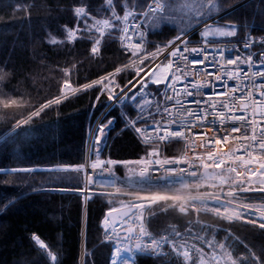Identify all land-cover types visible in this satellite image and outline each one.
Listing matches in <instances>:
<instances>
[{
    "label": "snow or ice",
    "instance_id": "snow-or-ice-1",
    "mask_svg": "<svg viewBox=\"0 0 264 264\" xmlns=\"http://www.w3.org/2000/svg\"><path fill=\"white\" fill-rule=\"evenodd\" d=\"M10 7L28 24L34 10L56 21L33 43L57 60L33 52V70L12 52L0 57V153L58 116L65 101L90 97L89 111L99 106L103 115L94 117L91 145L77 162L0 166V183L46 174L54 183L42 191L77 193L82 206L103 202L105 264H264V0H18ZM94 62L108 67L79 80ZM117 129L134 134L132 158L105 154ZM28 239L30 264H61L56 246L35 232ZM80 244L78 264H95L86 234Z\"/></svg>",
    "mask_w": 264,
    "mask_h": 264
},
{
    "label": "trees",
    "instance_id": "trees-1",
    "mask_svg": "<svg viewBox=\"0 0 264 264\" xmlns=\"http://www.w3.org/2000/svg\"><path fill=\"white\" fill-rule=\"evenodd\" d=\"M243 1L230 0V4ZM17 2L18 0H0V57L12 52L13 59L19 66L37 70L39 66L31 62V53L47 52L49 60L45 63L57 60V54L49 50L46 44L33 43L43 35L44 28H55L56 21L43 10H34L31 23H25L23 14L13 12L10 7ZM250 11L251 8L244 9L240 15ZM255 24L257 29L261 27L259 19L255 20ZM164 38L152 37L154 40ZM83 51L81 47L79 52ZM59 57L63 60L64 54L60 53ZM107 59L110 61L113 58L109 55ZM107 67L108 64H88L79 80L95 78L97 73H102ZM45 83H40L42 91L45 90ZM54 90L55 86L50 85L48 91ZM90 99L80 96L65 101L59 106L61 111L58 116L52 113L42 122L34 124L33 128L36 130L24 132L7 151L0 153V166L21 163L46 168L80 160L86 155L89 127L96 122L94 117L103 114L99 106L89 111ZM4 127L0 123V130ZM118 132L119 129L110 134L112 139L105 146V154L113 158H132L138 151L134 134L118 135ZM3 179L5 178L0 176V181ZM8 180L9 183H0V208H3L10 197H17L20 193L24 195L16 200L15 206L0 211V264H30L31 260L36 259L28 239L32 232L40 235L50 246H56L54 251L62 256L61 264H78L80 241L86 234L89 249L96 251L95 264H105L108 252L99 244L101 231L98 219L103 202H90L87 206H82L77 193L42 191V186L50 187L54 183L46 174H35L28 179L9 177ZM33 187L35 191H32ZM164 223L163 220L156 221L151 227L156 228ZM28 253L32 255L29 256ZM139 264H157V261L140 259Z\"/></svg>",
    "mask_w": 264,
    "mask_h": 264
},
{
    "label": "crops",
    "instance_id": "crops-1",
    "mask_svg": "<svg viewBox=\"0 0 264 264\" xmlns=\"http://www.w3.org/2000/svg\"><path fill=\"white\" fill-rule=\"evenodd\" d=\"M88 137H89V136H88ZM88 139H89V138H87V142H86V154H87V152H88V150H89Z\"/></svg>",
    "mask_w": 264,
    "mask_h": 264
},
{
    "label": "built area",
    "instance_id": "built-area-1",
    "mask_svg": "<svg viewBox=\"0 0 264 264\" xmlns=\"http://www.w3.org/2000/svg\"><path fill=\"white\" fill-rule=\"evenodd\" d=\"M102 115H103V114H102ZM102 115H101V116H102ZM101 116H100V117H101ZM88 138H89V139H88V144H89V146H90V145H91V142H92V140H91V137H90V136H89Z\"/></svg>",
    "mask_w": 264,
    "mask_h": 264
},
{
    "label": "water",
    "instance_id": "water-1",
    "mask_svg": "<svg viewBox=\"0 0 264 264\" xmlns=\"http://www.w3.org/2000/svg\"><path fill=\"white\" fill-rule=\"evenodd\" d=\"M243 2H244V1H243ZM243 2H242V3H243Z\"/></svg>",
    "mask_w": 264,
    "mask_h": 264
}]
</instances>
